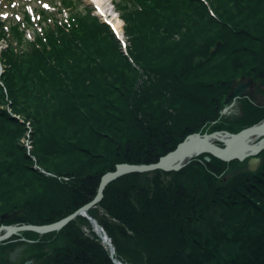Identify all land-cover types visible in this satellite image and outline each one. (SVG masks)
I'll return each mask as SVG.
<instances>
[{"label": "trees", "instance_id": "trees-1", "mask_svg": "<svg viewBox=\"0 0 264 264\" xmlns=\"http://www.w3.org/2000/svg\"><path fill=\"white\" fill-rule=\"evenodd\" d=\"M52 7L0 18V227L57 222L91 202L117 164H154L191 134L264 119V103L247 98L241 115L220 113L241 77L264 97V0H115L125 52L88 7ZM258 157L256 173L202 154L178 171L123 175L87 214L122 264H264V150ZM17 247L23 262H7ZM27 259L114 264L82 216L0 243V264Z\"/></svg>", "mask_w": 264, "mask_h": 264}, {"label": "water", "instance_id": "water-1", "mask_svg": "<svg viewBox=\"0 0 264 264\" xmlns=\"http://www.w3.org/2000/svg\"><path fill=\"white\" fill-rule=\"evenodd\" d=\"M220 41L216 43V48L220 46ZM252 79L245 80L243 77L233 82L231 90L227 93L223 108L222 115H228L232 111L234 105L242 98H247L250 102L254 103L257 100L251 95L250 91L254 86ZM226 136L227 139L221 138ZM215 141L221 142L222 146L215 144ZM264 150V119L257 124H254L238 133L232 134L227 131H217L213 133L204 134L195 133L187 136L181 143L177 145L175 150L169 152L161 157L157 163L150 165H132V164H117L114 171L108 172L103 175L99 184L95 198L82 206L74 213L67 217L54 222L49 225H12L0 227V243L7 240L13 235H17L23 231H31L37 234H47L51 232L60 231L71 220L77 216L86 218L92 226L96 235L103 240L107 245L110 257L113 259L114 248L105 234L103 228L97 223L95 219L87 214V211L98 204L103 198L105 187L119 177L131 173H149L154 171L172 172L178 171L187 166L190 161L202 154H209L224 162H231L234 160L243 162L246 161V169L252 173H256L261 165V159L258 157ZM23 247H17L9 253L7 262H15L20 251ZM114 264H122L121 262L113 259ZM25 264H28L27 262Z\"/></svg>", "mask_w": 264, "mask_h": 264}, {"label": "rangeland", "instance_id": "rangeland-1", "mask_svg": "<svg viewBox=\"0 0 264 264\" xmlns=\"http://www.w3.org/2000/svg\"><path fill=\"white\" fill-rule=\"evenodd\" d=\"M39 1H42L40 4H41V6L42 7H47V8H50L49 10H52V6H54V5H56V6H59L58 4H60V1L61 0H32V1H30L28 4H26V6H25V9H31V8H36V7H39L38 5H39ZM77 4H79V8L80 9H83V7H88L89 9H91V13H92V15H95L96 17H98L100 20H102V21H109L107 18H104V17H101V16H99V14H98V12H97V10H96V7L92 4V3H90V0H74ZM115 0H110V2L111 3H113ZM26 2H25V0H14L13 1V3H12V5H11V8L12 9H14V11H16V14H17V19H19L20 21H21V18H22V15H21V13L23 12V10H24V4H25ZM110 3V4H111ZM52 5V6H51ZM4 5L3 4H1V2H0V18H1V16H3V15H5V13H4V11L7 13V14H9V12H10V9H8L7 7H3ZM51 6V7H50ZM3 7V10L1 11V8ZM110 7H112V5L110 6ZM5 8H7V9H5ZM112 9H113V12H114V8L112 7ZM33 15V14H32ZM114 16H117V12L115 13L114 12ZM122 26H123V24H122ZM119 36V35H118ZM26 37L29 39V37L31 38L32 37V31H29V32H27V34H26ZM119 40L120 41H123V40H125V37H124V35H123V30H122V28H121V34H120V36H119ZM30 40V39H29ZM256 92V94H257V96L260 98L258 101L259 102H261V103H264V97L262 96H260L259 95V93H257V91H255ZM260 103V104H261ZM238 107V108H237ZM232 113H230V114H228L227 116H231V115H233V114H238V115H241V108H240V103L239 102H237L235 105H234V107L232 108V111H231ZM23 142V144L27 147V149L28 150H31V146H30V142L28 141V140H23L22 141ZM215 144H217V145H219V146H222V143L221 142H218V141H215ZM245 162V163H244ZM241 163H244L243 164V168H240V169H237L236 171H239V170H243V169H245V170H247L246 169V161H243V162H241ZM248 171V170H247ZM235 171L233 170L232 171V173H234ZM93 232H94V230H93ZM95 233V232H94ZM96 234V233H95ZM12 237V236H11ZM107 247V246H106ZM12 252V251H11ZM21 252V251H20ZM20 252H19V254H18V256H17V259H16V261L15 262H10V263H19V262H23V259H21L19 256H20ZM8 256H9V254H8ZM8 259V258H7ZM28 261H27V263L28 264H33L32 263V261L30 260V259H27ZM24 262H25V260H24ZM26 263V262H25ZM24 263V264H25Z\"/></svg>", "mask_w": 264, "mask_h": 264}, {"label": "bare ground", "instance_id": "bare-ground-1", "mask_svg": "<svg viewBox=\"0 0 264 264\" xmlns=\"http://www.w3.org/2000/svg\"><path fill=\"white\" fill-rule=\"evenodd\" d=\"M90 3H92L96 7L99 16L107 18L109 20L108 22L111 24L114 31L120 36L122 21L118 16H114L115 11L113 12L112 7H110L112 5L110 0H90ZM221 138L225 140L227 139L226 136H221Z\"/></svg>", "mask_w": 264, "mask_h": 264}, {"label": "flooded vegetation", "instance_id": "flooded-vegetation-1", "mask_svg": "<svg viewBox=\"0 0 264 264\" xmlns=\"http://www.w3.org/2000/svg\"><path fill=\"white\" fill-rule=\"evenodd\" d=\"M256 85L254 84V86H253V88L251 89V91H250V93H251V95H253V97L258 101L260 98L257 96V94H256ZM238 102H240V100L238 101ZM238 108V107H237ZM230 113H232V112H230Z\"/></svg>", "mask_w": 264, "mask_h": 264}]
</instances>
